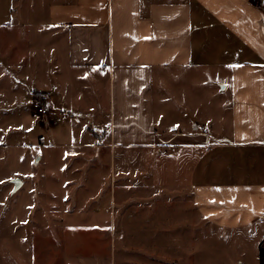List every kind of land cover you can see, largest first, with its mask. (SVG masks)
<instances>
[{"label": "crops", "instance_id": "crops-1", "mask_svg": "<svg viewBox=\"0 0 264 264\" xmlns=\"http://www.w3.org/2000/svg\"><path fill=\"white\" fill-rule=\"evenodd\" d=\"M34 1L9 0L1 59L28 57ZM37 1L67 72L34 91L48 139L91 112L100 131L86 128L85 147L95 166L111 164L109 199L76 204L83 220L65 214L68 199L51 210L83 237L69 264H198L195 231L256 237L264 264V11L248 0Z\"/></svg>", "mask_w": 264, "mask_h": 264}, {"label": "rangeland", "instance_id": "rangeland-1", "mask_svg": "<svg viewBox=\"0 0 264 264\" xmlns=\"http://www.w3.org/2000/svg\"><path fill=\"white\" fill-rule=\"evenodd\" d=\"M34 3L28 19V57L19 63L0 58V264H59L64 257L69 264L75 257L66 254L73 252L83 237L79 233L75 241L71 224L62 229L51 210L68 199L66 208L62 206L65 214L71 212L75 220H83L84 216H74L72 211L82 207L76 204H89L93 198L109 199L111 164L104 156L95 166V158L85 147L92 142L86 128L100 131L91 112L74 113L71 131L66 130L67 134L54 142L48 139L46 118L32 109L33 102L44 103L43 94L34 91H54L60 75H67L62 57H58L62 63L56 61L44 7L37 0ZM8 7L9 0H0V9H7L0 11V19L8 21ZM2 32L5 39L1 38V47L9 43L11 35L9 31ZM23 33L21 42L25 39ZM117 158L114 164L118 171L121 166ZM52 205L56 206L51 208ZM197 232L192 242L198 264H260L256 237L209 234L201 240ZM190 246L192 243L188 249ZM66 249L68 253L63 252Z\"/></svg>", "mask_w": 264, "mask_h": 264}, {"label": "built area", "instance_id": "built-area-1", "mask_svg": "<svg viewBox=\"0 0 264 264\" xmlns=\"http://www.w3.org/2000/svg\"><path fill=\"white\" fill-rule=\"evenodd\" d=\"M248 1L257 4L261 8V10L264 11V0H248ZM32 104H33L32 109L34 112H36L38 116H40L41 118H46L48 116L49 114L48 108L44 103L33 102Z\"/></svg>", "mask_w": 264, "mask_h": 264}, {"label": "trees", "instance_id": "trees-1", "mask_svg": "<svg viewBox=\"0 0 264 264\" xmlns=\"http://www.w3.org/2000/svg\"><path fill=\"white\" fill-rule=\"evenodd\" d=\"M35 94H37V93H35ZM260 257L263 258V252H262V250H260Z\"/></svg>", "mask_w": 264, "mask_h": 264}, {"label": "snow or ice", "instance_id": "snow-or-ice-1", "mask_svg": "<svg viewBox=\"0 0 264 264\" xmlns=\"http://www.w3.org/2000/svg\"><path fill=\"white\" fill-rule=\"evenodd\" d=\"M145 39H147V37L145 38ZM97 69H93V71H96ZM0 183H2V181H0Z\"/></svg>", "mask_w": 264, "mask_h": 264}, {"label": "water", "instance_id": "water-1", "mask_svg": "<svg viewBox=\"0 0 264 264\" xmlns=\"http://www.w3.org/2000/svg\"><path fill=\"white\" fill-rule=\"evenodd\" d=\"M35 163L37 164V161Z\"/></svg>", "mask_w": 264, "mask_h": 264}]
</instances>
